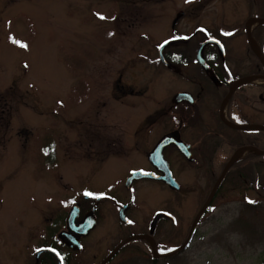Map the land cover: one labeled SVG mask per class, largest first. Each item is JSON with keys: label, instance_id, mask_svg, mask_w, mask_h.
<instances>
[{"label": "rangeland", "instance_id": "1", "mask_svg": "<svg viewBox=\"0 0 264 264\" xmlns=\"http://www.w3.org/2000/svg\"><path fill=\"white\" fill-rule=\"evenodd\" d=\"M137 3V7L154 12L163 9L172 13L158 28L153 26L146 32L155 57L157 43L172 34V15L181 8L188 13L186 8L192 3L186 0H151L148 5L137 0ZM183 23L185 21L181 22V27ZM132 24L133 0H0V103L11 105L10 112L0 119V264H29L36 247L54 243V234L61 239L59 234L67 231V225L65 230H58L65 224L71 192L60 188L49 177L53 165L48 149L51 132L45 126H50L51 120H60L54 130L58 132L56 139L70 143L67 129L77 125L76 120L83 119L87 82L93 84L92 75L87 72L95 73L98 79V72L102 71L98 68L99 61L111 64L114 68L111 72L121 71L123 82L130 83L131 43L136 40L146 43L139 35L144 31L133 32ZM103 45L107 48L100 60L97 56L101 55ZM177 47L175 43L169 45L170 49ZM184 50L194 55L196 47ZM228 56L231 62L235 61L232 48L228 49ZM140 61L137 52L135 57L133 54V64L143 65ZM137 65L133 67L136 74L151 77L147 86L152 91V107L183 87L178 75L173 77L175 74L171 71L154 66L142 74ZM106 74L111 75L108 71ZM98 83L99 80H95L93 85L95 95ZM129 101V97L122 98L116 106L120 105L125 112L111 118L119 122L116 135L122 141H128L130 136L128 121L133 110ZM260 104L253 102L255 106ZM110 109L112 107L106 111ZM67 113L75 115L69 118ZM72 118L74 120L69 121ZM254 118L264 125V116ZM21 127L33 130L30 139L17 136L15 131ZM260 132L264 135V130ZM253 146L264 150V138ZM259 156L262 159H255L253 163L245 159L238 164V170L243 164L248 165L244 181L230 170L212 208L181 253L152 262L146 255L148 250L136 242L132 252L125 248L113 264H264V154ZM142 160L130 154L121 159L117 169L102 168L93 175L94 181L90 182H102L101 188L114 197L99 204L98 224L88 239H84V246L91 254L103 255L109 247L107 240L117 241L119 230L116 229L118 218H114V201L126 193L122 185L126 166ZM65 171L72 173L70 167H65ZM69 180L72 185L74 181L81 183L74 176ZM197 180L204 184L203 178ZM143 187L133 196V234L146 228L153 208L166 207V204L167 209L176 213L178 229L184 232L189 222V214L183 211V201L187 198L154 184ZM47 218H50L48 223ZM173 227L168 223L159 227L161 246L170 247L182 241V237L168 239L161 235V231L174 230ZM124 231L130 232L132 228L122 229ZM45 248L53 250L42 247L37 251Z\"/></svg>", "mask_w": 264, "mask_h": 264}, {"label": "flooded vegetation", "instance_id": "2", "mask_svg": "<svg viewBox=\"0 0 264 264\" xmlns=\"http://www.w3.org/2000/svg\"><path fill=\"white\" fill-rule=\"evenodd\" d=\"M140 1L148 5L151 0ZM191 3L186 8L188 13L181 8L172 15L170 22L172 34L157 43V55L153 57V48L150 44L152 41L146 32L153 26L158 28L160 22H165L172 13H166L163 9L154 12L141 6L137 7L139 5L137 0H133L131 28L136 33L144 31L139 35L146 40V43L138 40L131 43L130 83L123 82L121 71L111 72L110 70H114L111 64L107 65L104 61L102 63L99 61L98 68L102 71L98 72V79L95 73L87 72L92 75L93 84L87 82L86 102L81 113L83 119L76 120L77 125H71L67 129L70 133V143L59 142L60 138L56 139L58 132L54 130L59 127L60 120H51V125L45 126L51 132L48 149L53 165L49 177L55 184L60 185V188L63 187L71 192L69 209L78 208V220L88 211L94 210L97 225L99 204L114 197L101 188L102 182L95 184L90 182L94 181L93 175L97 171L102 168L117 169L121 159L127 158L130 154L143 158L141 163L136 162L126 166L122 182L126 193L114 201V216L116 214L114 218H118L116 229L119 230L116 232L118 236H115L117 241L114 243V239L107 240L109 247L103 255H98L91 254L84 246L86 244L84 239H88L94 228L87 235L79 237L81 246L79 250L69 248L57 234H54L52 237L54 243L36 247L33 255L31 254L29 264H101L117 244L133 236V196L138 188H144L143 186L149 184L178 193L183 199L187 198L183 201V211L189 214V222L184 232L178 229L180 223L176 213L167 209L166 204V207L153 208L146 228L134 233L150 236L156 243L157 253L154 255L152 244L145 238L139 239L148 250L146 255L150 261L155 262L159 259L164 261L175 257L183 250L176 254L168 253L179 248L187 238L193 220L207 200L225 165L231 161L226 173L231 170L232 175L240 179H243L244 173L248 171L247 163L243 164L240 170L238 164L246 161L245 157L248 153L246 147L254 143V140H251L249 130L233 128L226 120L233 124H259L254 117L264 116V107H261L264 106V0H193ZM183 21L185 23L181 27ZM114 27L116 28L117 25ZM182 31L186 33H180ZM171 38L173 40L165 45L159 54V47ZM148 39L150 41L147 42ZM207 40L201 50L205 61L202 65L196 59V52ZM174 43L178 47L170 49L169 45ZM219 44L223 47V52ZM187 47H196L194 55L192 52H185L184 49ZM106 48L104 45L101 47V55L97 58L102 59ZM108 48H111V45ZM229 48L233 49L235 58L233 62L228 56ZM136 52L141 59L140 64L143 65L133 64V54L135 57ZM135 65L140 68L142 74L148 69L152 70L154 66L171 71L175 74L173 77L179 76L177 79L183 83V87L175 89L162 103L158 100L156 107H152L154 106L152 91L147 86L151 77L147 75L141 77L136 74L133 71ZM107 71L110 76H107ZM95 80H99L102 86L100 89L98 83L97 95L93 87ZM181 92L190 95L181 98L178 95ZM125 97L130 98L129 103L133 110L128 121L130 128L128 141H122L121 137L116 135L119 122L111 119L120 117L125 112L120 105L116 106ZM254 101L261 104L255 106ZM9 106L11 105L0 103V119L5 113L10 112ZM111 107L112 109L107 112L106 109ZM67 114L69 118L75 115ZM72 120L74 119L69 121ZM15 132L17 136L20 135V139L25 140L30 139L34 133L27 127L18 128ZM165 135L176 141L180 138L189 146L186 153L176 142H169L159 147ZM257 136L264 138L263 134ZM222 149L226 151L220 152ZM65 167L72 169L70 175L65 171ZM135 171L151 173L153 176L134 177L128 181L129 176ZM161 175H170L175 181L173 183L175 189L159 178ZM72 176L81 183L77 184L74 181L75 185H72L69 180ZM198 177L203 178L204 184L198 182ZM223 182L224 179L221 180L210 203L200 215L197 226L212 208ZM123 206H125V221L119 218ZM45 221L48 223L50 218ZM64 223L58 231L65 230L66 217ZM165 223L173 225L174 230L166 229L161 231V235H165L168 239L182 237L181 242L170 247L159 244V227ZM129 227L132 231L122 232V229ZM195 231L196 229L193 235ZM42 247H51L53 250L36 254V251ZM125 248L129 249V252L133 251V239L122 244L102 264H113L114 259Z\"/></svg>", "mask_w": 264, "mask_h": 264}, {"label": "water", "instance_id": "3", "mask_svg": "<svg viewBox=\"0 0 264 264\" xmlns=\"http://www.w3.org/2000/svg\"><path fill=\"white\" fill-rule=\"evenodd\" d=\"M211 39H209L210 41ZM216 41V40H215ZM169 42H171L170 40L169 41H166L165 43H163V45L160 47V52L162 50V48L168 44ZM207 41L203 42L199 48L197 49V52H196V58H197V61L204 65L205 64V61L203 59V56H202V53H201V50L204 46L205 43H207ZM220 46V49L222 50V52L224 51L223 50V47L219 44ZM262 59V58H261ZM264 61V60H263ZM179 96H189L190 94L187 93V92H181L178 94ZM184 97V98H185ZM228 97V96H227ZM226 100V99H225ZM227 124L232 126L233 128H243V129H257V130H264V125H258V124H233V123H230L229 121H227ZM169 142H176L179 146H181V149L184 153H186V149H188V145L185 144L180 138H178V141H176L175 139H169V135H165L162 140H161V146L163 144H167ZM160 146V147H161ZM247 150H254L256 153L258 154H264V150H260L258 148H256L255 146H247L246 147ZM231 161L229 163H227V165L224 167V169L222 170L221 174L219 175L215 185L213 186L207 200L205 201V203L203 204V206L201 207L200 211L198 212V214L196 215L193 223H192V226H191V229H190V232H189V235L187 236L185 242L181 245V248H183L187 243L188 241L190 240L191 236H192V232L196 226V223L200 217V215L202 214L203 210L208 206V204L210 203L213 195L215 194L216 190H217V187L223 177V175L225 174L228 166L230 165ZM147 176H153L151 173H144L142 171H135L133 172L129 178H128V181L131 180L132 178L134 177H147ZM159 178H162L167 184H170V186L175 189V187H173V183H175V181L171 178V176L167 175H161ZM124 208L125 206L122 207V209L120 210V214H119V218L123 221L126 220L125 216H124ZM78 214H79V210L77 207H72L70 209V211L68 212V215H67V218H66V225H67V231H62L59 236L61 237V239L64 241L65 244H67L70 248L72 249H80V244H79V237L81 235H87L89 233V231L95 226L96 224V217H95V213H94V210H90L88 211L82 219L78 220ZM142 237H145V239H151L149 238L148 236H144V235H133L131 237H128L126 239H124L122 242H120L115 248L114 250L106 257V259H108L111 255H113L116 250L122 245L124 244L126 241L130 240V239H135V238H142ZM151 243L153 245V248H154V255L156 254V246H155V243L151 240ZM44 250H48V248H45V249H41L39 251H37L38 254H40L41 252H43ZM105 259V260H106ZM103 263V262H102Z\"/></svg>", "mask_w": 264, "mask_h": 264}, {"label": "trees", "instance_id": "4", "mask_svg": "<svg viewBox=\"0 0 264 264\" xmlns=\"http://www.w3.org/2000/svg\"><path fill=\"white\" fill-rule=\"evenodd\" d=\"M187 55V54H186ZM167 57H169L168 55H167ZM169 60V59H168ZM170 61V60H169ZM248 133L251 135V140H254V143H256V142H260L263 138H258L257 137V135L258 134H262L260 131H248ZM253 144V143H252ZM247 159H249L250 160V163H253L254 161H255V159H262L260 156H259V154H256V153H249L248 154V156H247ZM253 160V161H252ZM227 175L228 174H226V176H225V178L224 179H226V177H227ZM244 176V175H243ZM238 179H240L239 177H238ZM136 242H140V243H142L141 242V240H133V243H136ZM140 250V249H139ZM141 252H144V250H140Z\"/></svg>", "mask_w": 264, "mask_h": 264}, {"label": "bare ground", "instance_id": "5", "mask_svg": "<svg viewBox=\"0 0 264 264\" xmlns=\"http://www.w3.org/2000/svg\"><path fill=\"white\" fill-rule=\"evenodd\" d=\"M258 125H261V124H258ZM240 129H243V128H240ZM245 130H249V131H260V130H257V129H245ZM258 143H259V142H258ZM160 146H161V143H160L159 147H160ZM248 146H253V145H248ZM188 147H189V146H188ZM243 151H247V150H243ZM243 151H241V152H243ZM251 152H252V153H256L254 150H248V153H247L245 159H247L248 154L251 153ZM245 153H246V152H245ZM256 154H258V153H256ZM153 156H154V155H153ZM153 160H154V159H153ZM247 160H249V159H247ZM228 163H229V162H228ZM230 164H231V163H230ZM226 165H227V164H226ZM226 165H225V166H226ZM228 167H229V166H228ZM223 169H224V168H223ZM227 169H228V168H227ZM226 171H227V170H226ZM132 173H133V172H132ZM144 173H145V172H144ZM225 173H226V172H225ZM220 174H221V173H220ZM226 174H228V173H226ZM224 175H225V174H224ZM224 175H223V177L225 178L226 175H225V176H224ZM218 177H219V176H218ZM223 177H222V179H224ZM137 178H138V177H137ZM222 179H221V180H222ZM220 182H221V181H220ZM219 184H220V183H219Z\"/></svg>", "mask_w": 264, "mask_h": 264}, {"label": "snow or ice", "instance_id": "6", "mask_svg": "<svg viewBox=\"0 0 264 264\" xmlns=\"http://www.w3.org/2000/svg\"><path fill=\"white\" fill-rule=\"evenodd\" d=\"M186 2H192V0H186ZM101 19H104V17H101ZM14 42H16V41H14ZM18 43V42H17ZM21 47H26V45H23V44H21L20 45ZM86 195H91L90 193H86ZM249 203H254L253 201H249Z\"/></svg>", "mask_w": 264, "mask_h": 264}]
</instances>
